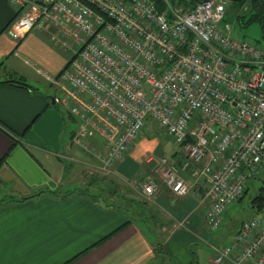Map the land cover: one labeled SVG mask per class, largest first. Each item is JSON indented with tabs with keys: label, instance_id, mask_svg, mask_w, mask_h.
I'll return each mask as SVG.
<instances>
[{
	"label": "built area",
	"instance_id": "obj_1",
	"mask_svg": "<svg viewBox=\"0 0 264 264\" xmlns=\"http://www.w3.org/2000/svg\"><path fill=\"white\" fill-rule=\"evenodd\" d=\"M9 1L15 39L52 26L50 38L71 50L47 74L54 102L75 119L71 144L109 173L154 121L182 150L157 158L142 194L182 196L197 183L216 229L264 164V45L232 32L227 0ZM212 247L216 263L264 264V208Z\"/></svg>",
	"mask_w": 264,
	"mask_h": 264
},
{
	"label": "crops",
	"instance_id": "obj_2",
	"mask_svg": "<svg viewBox=\"0 0 264 264\" xmlns=\"http://www.w3.org/2000/svg\"><path fill=\"white\" fill-rule=\"evenodd\" d=\"M14 14L10 1L0 0V185L14 199L39 194L0 204V264H201L206 252L208 264H233L214 262L212 245L229 241L241 219L211 233L199 184L182 196L163 187L144 204L132 197L144 198L138 181L156 176L137 171L144 138L109 173L93 169L84 150L67 148L74 128L65 146L63 118L50 103L55 92L41 88L51 86L47 74H56L66 61L50 38L55 28H35L15 39ZM40 31L48 32L50 42ZM32 59L49 67L48 73ZM139 205L150 214H138Z\"/></svg>",
	"mask_w": 264,
	"mask_h": 264
},
{
	"label": "rangeland",
	"instance_id": "obj_3",
	"mask_svg": "<svg viewBox=\"0 0 264 264\" xmlns=\"http://www.w3.org/2000/svg\"><path fill=\"white\" fill-rule=\"evenodd\" d=\"M238 2H239L238 0H227L224 22L232 25V27H233L232 32L235 35L242 36L246 40H249V41H254V42L263 44L262 43V37H261V33H262L261 26H260L258 21L254 20V21L248 22L247 24H243V23H241L240 20H237L238 14L243 13L244 11L246 12L248 9V2L247 1L244 2V4L241 7H238V5H239ZM30 32H33V31H30ZM38 35L41 38L47 39L50 42V40L48 38L49 34L47 31H40V34H38ZM56 50L58 51V53L62 57L64 56V58L66 60L68 59V57L71 54V50L64 49L58 45H56ZM54 60H55V58H54ZM54 60L52 62H54ZM32 62H35V64H38V66L42 69V71H44V73H46V72L48 73L47 68H49V67H47L46 65H44L41 62L33 61V59H32ZM41 88L43 90L45 89L47 91V93L55 92L54 89L47 84H42ZM54 105H56L54 107L59 112L60 118L62 117L64 119V120L62 119V121H61L62 127H61V130L60 129L59 130H60V132H63V136L65 137L64 143L66 142L67 144L65 146H67L69 144V136H68L69 130H71L72 128H75L76 122L69 118V116H68L69 114L67 113V111L63 107H61L60 105H58L56 103ZM63 123H64V125H63ZM53 130L57 131V129H53ZM95 139H98V138L96 137ZM139 139H143L142 141L144 142V144H142V146L139 147L140 155H138V158H137L139 169L137 171H154V167L156 165L157 158H159L161 156L171 157L173 155H179L181 150H182L181 144L179 142H177L174 138H172L171 136L166 134L152 120H147V122L145 123L141 133L137 136L134 143H132L129 150L131 149V147H133V144H135V142H137ZM72 146L73 145L70 146V144H69V146L67 148L70 147V149H71ZM128 151H126V152H128ZM149 156L152 157V159L148 161L147 159ZM119 160H121V159H119ZM114 167H116V163L112 166V168H114ZM92 168L97 169V171H100L96 166H92ZM257 171H259V175L255 176L252 179H249L246 183L248 185V190L245 192V194L243 193L244 195L241 198L234 200L232 203H230L227 206L226 211L224 213L223 221L211 233L214 234V233H218L222 230L223 231L227 230V229H229V227L234 226L235 223L239 219H243L247 216L254 215V210L251 207V198L255 192V189L262 182H264V167L261 166L260 168H258ZM100 172H102V171H100ZM84 174H87V173H84ZM97 174L100 175L99 172H97ZM144 177H142L141 178L142 180L140 179L138 182L140 183L141 181H143ZM98 178H101V177H98ZM101 181H102V178H101ZM2 190H3V187L0 185V204L2 202H5L8 199V197L4 198V197H6L7 194L11 195L6 190L1 192ZM120 193H122V192H120ZM122 194H124V193H122ZM171 194L175 195L173 193H171ZM133 196H134L135 200L138 199L137 201H139L140 204L148 203V201L150 202L152 200V198L151 199L146 198L144 200L145 197L142 198L140 196L132 195V197ZM203 201L205 202L206 200H203ZM205 203L207 206V204H208L207 201ZM138 209L139 210L141 209L140 211H137L138 214H147V215L150 214L146 211L147 210L146 205L145 206L139 205ZM150 224L153 225L151 220H150ZM205 247L206 246H204V248ZM208 256H209V253L206 252L205 257L200 258V263L201 264H208V261H207Z\"/></svg>",
	"mask_w": 264,
	"mask_h": 264
},
{
	"label": "trees",
	"instance_id": "obj_4",
	"mask_svg": "<svg viewBox=\"0 0 264 264\" xmlns=\"http://www.w3.org/2000/svg\"><path fill=\"white\" fill-rule=\"evenodd\" d=\"M154 1L159 3V0H154ZM174 1L188 2V3L193 4L196 0H174ZM238 1H239L238 7H241L244 4V2L247 1L248 2V9L246 12L244 11L243 13L238 14L237 20H240L241 23H243V24H247L248 22L254 21V20L258 21L260 26H261V31H262L261 37H262V43L264 45V0H238ZM6 81L9 83H12L14 85L24 87L26 89H33L34 88L33 86L27 84L26 82H24L21 79H16V80L15 79H9ZM263 167H264V164H263ZM257 175H259V171L257 172V174L253 175L251 177V179ZM247 190H248V185L246 186V188L244 190V194ZM36 194H39V193H35L33 195H30V196H21V197L15 198V199L11 195H6V197H4V198L8 197L7 200L14 201V200H20V199L22 200V199L30 198ZM251 207L254 210V214L260 212L264 208V182H262L255 189V192L251 198Z\"/></svg>",
	"mask_w": 264,
	"mask_h": 264
},
{
	"label": "water",
	"instance_id": "obj_5",
	"mask_svg": "<svg viewBox=\"0 0 264 264\" xmlns=\"http://www.w3.org/2000/svg\"><path fill=\"white\" fill-rule=\"evenodd\" d=\"M50 98H51V103H54V97L51 96Z\"/></svg>",
	"mask_w": 264,
	"mask_h": 264
}]
</instances>
